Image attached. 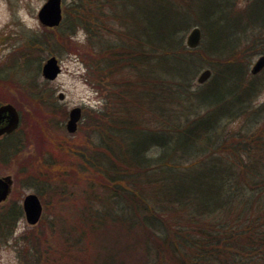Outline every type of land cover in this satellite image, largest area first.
<instances>
[{
  "label": "trees",
  "instance_id": "trees-1",
  "mask_svg": "<svg viewBox=\"0 0 264 264\" xmlns=\"http://www.w3.org/2000/svg\"><path fill=\"white\" fill-rule=\"evenodd\" d=\"M78 1L71 28L45 41L56 49L76 26L86 31L87 66L105 92L89 118L99 142L66 155L76 168L59 158L47 171L52 193L74 205L53 225L55 245L30 236L20 264H264V101L254 103L264 69L251 73L264 54V0ZM195 27L203 40L190 49ZM29 91L35 107L50 105L35 83ZM12 138L0 161L21 152Z\"/></svg>",
  "mask_w": 264,
  "mask_h": 264
},
{
  "label": "rangeland",
  "instance_id": "rangeland-1",
  "mask_svg": "<svg viewBox=\"0 0 264 264\" xmlns=\"http://www.w3.org/2000/svg\"><path fill=\"white\" fill-rule=\"evenodd\" d=\"M46 1L0 0V103L13 105L21 114L20 128L11 142L21 141L23 144L18 155L0 161V176L10 177L13 184L11 195L0 205V216L14 213L8 217L10 225L7 239L6 233L0 230V264H20L22 248L32 249L26 242L30 236H45L51 245H55L57 237L53 225L59 224L65 214H70L74 204L71 199L73 195L70 194L64 200L52 193L47 171L54 170L52 166L59 162V158L67 170L76 168L74 164L71 167L66 155L73 158L77 153L98 144L97 132L89 118L105 109V92L97 88L87 66L86 56H91V50L87 45L86 31L76 26L73 35L70 34L68 38L69 42L50 49L45 36L51 35L55 39L60 32H56V28L45 27L39 20V11ZM247 2L240 0L242 6ZM78 3V0L62 1L63 20L57 28H71L70 20L65 21L66 12H71ZM80 12L85 16L92 14L89 6H84ZM39 40H42L41 48H37ZM33 53L36 54L33 56ZM52 56L59 60L62 73L54 81L48 82L44 80L41 69ZM259 57H254L251 68ZM198 77L195 81L197 85ZM32 83L40 89V99L50 102V105L34 106L29 91ZM100 86H104V83ZM261 88L254 100L256 105L264 101V85ZM61 93L65 96L64 100L59 99ZM76 107L82 108L83 119L79 130L71 134L66 129V123L69 112ZM60 111L66 115H58ZM54 119L55 126H51L49 120ZM3 141L0 143V153L7 149V141ZM76 164L79 171L82 165ZM61 176L55 177L59 179ZM30 181L34 182V186L30 185ZM30 194L37 195L43 207L41 220L35 226L27 223L22 209L25 196Z\"/></svg>",
  "mask_w": 264,
  "mask_h": 264
},
{
  "label": "water",
  "instance_id": "water-1",
  "mask_svg": "<svg viewBox=\"0 0 264 264\" xmlns=\"http://www.w3.org/2000/svg\"><path fill=\"white\" fill-rule=\"evenodd\" d=\"M39 20L45 27L54 28L60 25L63 19L62 15V0H47L38 14ZM203 32L200 27H195L188 34L186 44L190 49H196L201 45ZM264 69V56L258 58L252 67L254 75L259 74ZM62 67L59 60L52 56L43 64L42 75L47 81H54L61 74ZM212 76V71L204 70L198 77L199 84L206 83ZM63 93L60 94L59 99L64 100ZM82 119V109L80 107L73 108L69 113V120L66 128L71 134L78 130V124ZM20 125V115L17 109L11 105L6 104L0 106V138L6 134H11ZM12 188V180L10 177H0V203L5 201L9 196ZM24 211L27 222L30 225H36L41 219L43 207L39 197L35 194H30L24 199Z\"/></svg>",
  "mask_w": 264,
  "mask_h": 264
},
{
  "label": "flooded vegetation",
  "instance_id": "flooded-vegetation-1",
  "mask_svg": "<svg viewBox=\"0 0 264 264\" xmlns=\"http://www.w3.org/2000/svg\"><path fill=\"white\" fill-rule=\"evenodd\" d=\"M11 193H12V192H10V195H11ZM10 195H9V196H10ZM6 200H7V199H6ZM1 204H2V203H0V205H1Z\"/></svg>",
  "mask_w": 264,
  "mask_h": 264
}]
</instances>
